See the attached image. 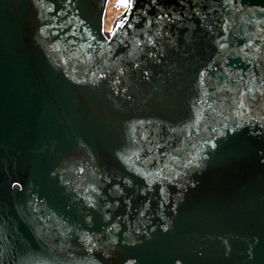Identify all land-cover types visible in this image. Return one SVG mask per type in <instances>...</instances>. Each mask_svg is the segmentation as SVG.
Returning a JSON list of instances; mask_svg holds the SVG:
<instances>
[{"label":"water","instance_id":"water-1","mask_svg":"<svg viewBox=\"0 0 264 264\" xmlns=\"http://www.w3.org/2000/svg\"><path fill=\"white\" fill-rule=\"evenodd\" d=\"M0 0V264H264V0Z\"/></svg>","mask_w":264,"mask_h":264},{"label":"rangeland","instance_id":"rangeland-1","mask_svg":"<svg viewBox=\"0 0 264 264\" xmlns=\"http://www.w3.org/2000/svg\"><path fill=\"white\" fill-rule=\"evenodd\" d=\"M127 7L128 6L121 4L120 0H110L105 15L106 23L109 30H113L115 22L118 21L121 16V12H126Z\"/></svg>","mask_w":264,"mask_h":264},{"label":"snow or ice","instance_id":"snow-or-ice-1","mask_svg":"<svg viewBox=\"0 0 264 264\" xmlns=\"http://www.w3.org/2000/svg\"><path fill=\"white\" fill-rule=\"evenodd\" d=\"M120 3L123 4V5H125V6H128V7L131 6L129 0H120Z\"/></svg>","mask_w":264,"mask_h":264}]
</instances>
